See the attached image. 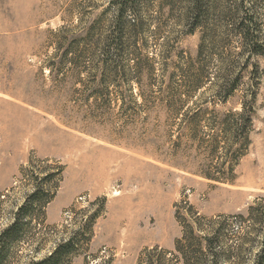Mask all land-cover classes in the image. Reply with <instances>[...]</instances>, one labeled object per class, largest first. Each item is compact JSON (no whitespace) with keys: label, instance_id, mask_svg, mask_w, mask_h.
<instances>
[{"label":"rangeland","instance_id":"rangeland-1","mask_svg":"<svg viewBox=\"0 0 264 264\" xmlns=\"http://www.w3.org/2000/svg\"><path fill=\"white\" fill-rule=\"evenodd\" d=\"M138 11L140 41L121 60L136 53L145 60L141 85L117 76L105 87L97 44L113 29L112 0H0V229L32 190L30 170L63 168L46 224L36 242L21 244L17 264H29L37 247L38 259L47 256L75 234L72 264H150L175 251L182 235L176 205L185 211L189 203L204 224L235 223L264 199V55L244 52L241 37L225 27L239 10H210L194 34L180 11H161L156 0ZM243 12L264 35V0ZM192 66L220 79L238 74L240 85L225 102L206 81L175 116L170 90L185 89ZM254 89L251 142L237 151L221 120L240 112Z\"/></svg>","mask_w":264,"mask_h":264},{"label":"trees","instance_id":"trees-1","mask_svg":"<svg viewBox=\"0 0 264 264\" xmlns=\"http://www.w3.org/2000/svg\"><path fill=\"white\" fill-rule=\"evenodd\" d=\"M156 1L161 11L170 10L172 15L176 10L180 11L179 20L185 27H189V34H194L199 27L204 26L205 20L212 14L210 10H239V13L226 17L225 27L232 29L241 37L244 52L264 55V35H261L257 26H254L253 16L243 12V10H252L255 0ZM145 2L146 0H112V5L116 10L113 29L109 36L97 44L103 57L97 64L103 65L104 86L116 81L117 76H122L123 81L127 83L133 79L132 81L141 85L140 73L146 67L145 60H142L136 53L137 56L130 59L132 67L129 64L130 60L125 63L121 60V56L125 55L130 48L138 46L141 27L138 21V10ZM88 45L93 44L85 42L86 48ZM81 53L91 55L93 51L85 50ZM64 54L68 57L73 54V50L67 49ZM203 54L202 41L199 46V58ZM132 68L135 71L130 73ZM187 73L183 76L184 81L181 84V88L183 86L185 89L172 86L170 90V98L173 99L172 106H177L174 109L175 116L181 114L190 95L203 88L206 81L217 86L216 97L218 99L220 97L225 102L234 96L240 85L238 74L220 79L213 72H206L205 67L196 68L194 66ZM133 75L139 76L133 77ZM251 93V100L242 103L240 112L229 113L221 120L222 136L228 138L231 149L236 147L237 151L247 147L251 142L250 134L254 129L253 116L257 101L256 89ZM196 117L191 122L194 128L199 124ZM219 143L221 141L215 142V145ZM25 170L29 171L30 168ZM30 172L34 178L32 190L26 195L23 203L12 212L11 220L0 229V264H17L21 259L19 249L21 244L36 242L38 230L47 221V208L55 199L63 178L62 167L47 169L44 172L32 169ZM205 175L215 181H233V176ZM182 209L181 206L176 205V219L182 227V235L175 241V251L163 252L157 260H153L151 256L150 264H264V199L251 205L246 215H238L235 223H229L230 220L227 218L224 222L209 219L204 224L203 219L189 203L185 211ZM1 211L0 205V217H3ZM79 244L80 237L75 234L57 243L47 256L40 259L36 255L40 250L37 247L36 254L33 253L30 256L29 264H72L73 258L79 252ZM151 253L153 250H147L144 255ZM166 255L172 257L167 260Z\"/></svg>","mask_w":264,"mask_h":264},{"label":"bare ground","instance_id":"bare-ground-1","mask_svg":"<svg viewBox=\"0 0 264 264\" xmlns=\"http://www.w3.org/2000/svg\"><path fill=\"white\" fill-rule=\"evenodd\" d=\"M116 194H119V193H116Z\"/></svg>","mask_w":264,"mask_h":264}]
</instances>
